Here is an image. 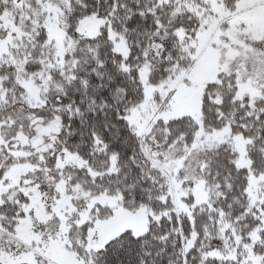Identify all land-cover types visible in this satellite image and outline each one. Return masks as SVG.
I'll list each match as a JSON object with an SVG mask.
<instances>
[{
  "label": "snow or ice",
  "instance_id": "1",
  "mask_svg": "<svg viewBox=\"0 0 264 264\" xmlns=\"http://www.w3.org/2000/svg\"><path fill=\"white\" fill-rule=\"evenodd\" d=\"M0 264H264V0H0Z\"/></svg>",
  "mask_w": 264,
  "mask_h": 264
}]
</instances>
